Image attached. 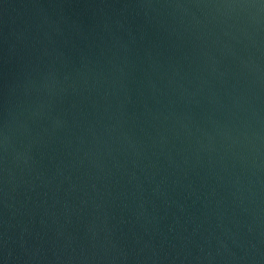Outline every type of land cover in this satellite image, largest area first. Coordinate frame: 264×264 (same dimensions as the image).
<instances>
[{
	"label": "water",
	"instance_id": "1",
	"mask_svg": "<svg viewBox=\"0 0 264 264\" xmlns=\"http://www.w3.org/2000/svg\"><path fill=\"white\" fill-rule=\"evenodd\" d=\"M0 264H264V0H0Z\"/></svg>",
	"mask_w": 264,
	"mask_h": 264
}]
</instances>
